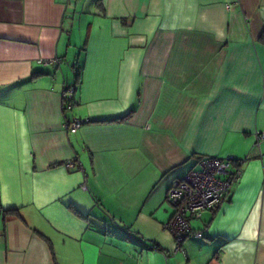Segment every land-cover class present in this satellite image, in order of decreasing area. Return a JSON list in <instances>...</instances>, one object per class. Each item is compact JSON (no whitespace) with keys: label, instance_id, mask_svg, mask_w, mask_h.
<instances>
[{"label":"crops","instance_id":"1","mask_svg":"<svg viewBox=\"0 0 264 264\" xmlns=\"http://www.w3.org/2000/svg\"><path fill=\"white\" fill-rule=\"evenodd\" d=\"M259 133L264 0H0V264H264ZM198 157L242 176L178 245Z\"/></svg>","mask_w":264,"mask_h":264},{"label":"built area","instance_id":"2","mask_svg":"<svg viewBox=\"0 0 264 264\" xmlns=\"http://www.w3.org/2000/svg\"><path fill=\"white\" fill-rule=\"evenodd\" d=\"M71 3L75 0H69ZM76 87L68 86L64 92V100L67 109H72L76 104ZM85 121L73 119L66 123V129L70 133H76ZM255 147L260 150L264 141V133L256 137ZM233 157H199L195 165L180 179L171 185L167 199L174 206L175 213L166 225V229L174 236L176 242L181 244L183 240L192 236L200 239L201 231H195L191 222L201 220L204 213L215 211L221 203L230 195L233 186L240 180L242 171L235 167ZM67 167L72 169L74 162L69 161Z\"/></svg>","mask_w":264,"mask_h":264},{"label":"trees","instance_id":"3","mask_svg":"<svg viewBox=\"0 0 264 264\" xmlns=\"http://www.w3.org/2000/svg\"><path fill=\"white\" fill-rule=\"evenodd\" d=\"M199 158V157H198ZM236 161V160H235Z\"/></svg>","mask_w":264,"mask_h":264}]
</instances>
